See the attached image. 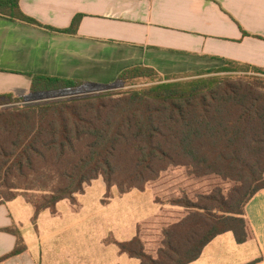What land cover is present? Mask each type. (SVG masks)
Here are the masks:
<instances>
[{
    "label": "trees",
    "instance_id": "16d2710c",
    "mask_svg": "<svg viewBox=\"0 0 264 264\" xmlns=\"http://www.w3.org/2000/svg\"><path fill=\"white\" fill-rule=\"evenodd\" d=\"M18 2L0 0V17L37 24L21 13ZM77 23L75 18L61 32L75 33ZM146 77L161 82L157 74L140 68L123 72L117 81ZM85 85L89 86L35 76L29 98L0 96V105L11 106L0 111V203L25 196L34 209L35 225L41 212L55 215L59 202L76 209V196L102 178L107 192L115 188L119 195L150 188L155 203L162 206L158 215L137 226L131 241L114 242L140 264H190L226 232L238 244L248 240L245 206L264 189L263 78L235 75L188 84L161 82L124 93L16 106ZM214 176L236 185L226 194L220 187L206 192L205 179ZM189 187L197 188L196 202L185 196L171 200ZM168 207L186 213L173 221L174 210ZM229 222L235 226L218 230ZM160 224L169 253L163 257L159 252L155 260L142 244L158 238ZM196 229L203 237L195 246L191 240L176 242ZM10 232L17 236L10 256L24 252L21 236Z\"/></svg>",
    "mask_w": 264,
    "mask_h": 264
},
{
    "label": "crops",
    "instance_id": "0c3cea01",
    "mask_svg": "<svg viewBox=\"0 0 264 264\" xmlns=\"http://www.w3.org/2000/svg\"><path fill=\"white\" fill-rule=\"evenodd\" d=\"M18 6L37 24L0 17V96L29 98L35 76L108 87L135 68L161 79L220 68L218 74L264 79V0H19ZM75 18V33L61 32ZM148 191L152 204L138 212L151 215L138 213L130 225L120 224V214H95L81 203L85 195L76 209L62 201L55 215L41 212L35 225L23 197L0 203V264H140L114 242L131 241L162 206L150 188L113 190L107 203L100 200L102 209L114 202L144 205L140 197ZM245 219L246 242L223 233L190 264H264V189L245 206ZM45 226L53 227L49 235ZM11 230L26 247L14 256Z\"/></svg>",
    "mask_w": 264,
    "mask_h": 264
},
{
    "label": "rangeland",
    "instance_id": "374dc122",
    "mask_svg": "<svg viewBox=\"0 0 264 264\" xmlns=\"http://www.w3.org/2000/svg\"><path fill=\"white\" fill-rule=\"evenodd\" d=\"M221 69V68H220ZM220 69H213V70H206V71H202V72H196V74L190 75V76H178V77H172V78H164L161 79V82H166V83H191L193 81H197L200 79H207V78H220V77H228L227 74L225 73H221L218 74ZM229 69V68H226ZM225 74V75H223ZM161 82H158V80H155V78L153 80H151V78H141V79H136V80H128V81H122V82H116L115 84L108 86V87H97V86H88L85 85L83 87L77 88L75 90H67V91H61V92H57V93H51V94H44L40 97H36L34 99L30 98L25 100L24 102H20L19 104H16V106L18 107H24V106H28V105H41V104H47L50 102H58V101H64V100H71L73 98L76 97H85L88 95H99V94H104V93H112V94H116V93H124V92H129L132 90H140V89H145L148 87H151L153 85L159 84ZM0 103H2L0 101ZM8 107L11 106H7V105H0V111L4 110ZM179 170H183V169H179ZM170 175V172L164 173V175ZM168 178H170L168 176ZM204 181V179H203ZM189 185L191 184V182L189 181L188 183ZM205 191L209 192L211 190H213L216 187H220L223 192H225V194L231 189L233 188L236 183H233L231 181H222L221 179H219L218 177L214 176V177H206L205 179ZM171 186H169L170 188ZM106 189V186L102 180V178H98V180L91 182L88 186L84 187L83 193L81 195L76 196V200L79 203V198L80 196L85 195V197L81 198V203L88 207L89 210H93L94 213H98V214H105V213H111L113 216H117V214H120V216L117 218V220L120 222V224H123L124 221L126 222L127 225H130L131 223H133V221H135V219L138 218V216L136 214L140 213L139 215L142 217H146V215H151L149 214L150 212H143V211H139L138 209L142 208L143 206H146L147 204H152L151 202V193L145 192L143 193V195H141V199H143V204H138L135 205L133 204V202H126L125 205H123L120 202H114L115 204L112 205L111 207H107L106 209H102V205L101 203H107L108 200L113 196V190H116L115 188L111 191L107 190L104 192V190ZM196 187H194V190L191 189L189 187V189H183L181 190L180 194H178L177 197H172L173 199L171 200H175L174 198H177L176 200H180L181 198H183V196H185L186 198H188L189 200H192L194 202H196V196H197V191H196ZM137 193V192H134ZM31 196V195H28ZM32 196H38V195H32ZM22 197V196H20ZM25 197V196H24ZM23 197V198H24ZM31 198V197H30ZM131 197H129L127 200H130ZM25 199V198H24ZM101 200V203H100ZM61 206H65V205H61ZM169 210H174V216H171L173 219V221H177L178 219H180L181 215L184 214V212L186 213V211L177 208V207H168ZM160 213V211L156 212V215H158ZM182 213V214H181ZM125 214V216H124ZM153 216V217H154ZM169 216V215H168ZM224 226H235V224L229 222L226 224H223L222 226L219 225L218 230H220L222 227ZM164 228L161 227V224L159 225L158 229H157V235L158 238L154 239L153 242L150 243H146V244H142L145 245L147 248H145L146 251H152V255L154 254V258L155 260H158V254L160 252V255H162L163 257H165V254H168L169 251L166 249V247H163V235H162V230ZM53 231V227L51 226H45L43 233L49 235L51 232ZM162 235V236H161ZM202 234H200L198 232V229L195 230V232L192 233H185L182 234L180 236H178L176 238V242H185L186 240H191L192 246H195L198 241H200L202 239ZM45 245H51L49 242H45ZM184 253H187V249H185L184 251H182Z\"/></svg>",
    "mask_w": 264,
    "mask_h": 264
}]
</instances>
